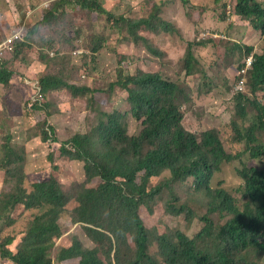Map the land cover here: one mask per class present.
<instances>
[{"label":"trees","instance_id":"obj_1","mask_svg":"<svg viewBox=\"0 0 264 264\" xmlns=\"http://www.w3.org/2000/svg\"><path fill=\"white\" fill-rule=\"evenodd\" d=\"M149 1L150 16L134 20L110 12L100 0H36L32 11L37 23L30 24L33 14L28 13L0 38L5 42L23 29L22 39L0 64L5 93L0 97V264L73 259L77 264H264V0H212L223 17H239L253 34L263 36L259 49L235 46L234 86L246 60L252 56L253 63L246 88L239 90L237 85L233 94L235 114L222 128L190 129L185 109L192 105L190 93L161 72L120 74L109 92L121 89L125 99L112 111L104 109L96 98L103 92L97 83L73 78L78 69L72 58L75 62L81 57L73 53L83 40L70 38L66 29L55 37L45 34L74 8L105 17L109 28L120 32L133 49L163 57L165 51L153 41L177 29L162 16L170 2ZM104 42L99 34L92 36L94 56L104 49ZM119 56L121 63L125 57ZM36 60L40 65L32 76L15 69L17 62L30 65ZM183 61L186 76L206 80V70L191 48ZM227 78L230 85L222 84L228 93L233 85L231 76ZM63 93L83 102L84 108L77 103L64 108ZM51 98H58V105ZM25 102L30 114L23 108ZM6 114L19 118V125ZM130 119L140 124L137 134L129 133ZM37 138L40 144L28 146ZM245 156L250 159L242 162ZM237 162L238 185L215 187L218 174ZM66 163L74 180L71 193L60 178ZM168 217L183 218L185 229L177 228L179 223L171 227ZM64 219L80 224L93 246L74 236L53 258L64 234ZM195 222L200 230L190 236Z\"/></svg>","mask_w":264,"mask_h":264},{"label":"rangeland","instance_id":"obj_2","mask_svg":"<svg viewBox=\"0 0 264 264\" xmlns=\"http://www.w3.org/2000/svg\"><path fill=\"white\" fill-rule=\"evenodd\" d=\"M6 1L8 4L0 0V12L2 14V17H0V38L9 34L21 19L26 18L25 16L28 13L32 15V5L36 2V0ZM43 1L53 2L54 0ZM71 1L75 2L77 0ZM154 1L166 3L167 0ZM168 1L170 3L164 8L162 16L170 23H173L177 30L174 34L163 35L153 41L157 48L165 51L163 57L148 56L149 53H145L141 48L133 49L130 42L122 41L120 32L109 28L105 17L92 15L87 11L74 8L69 11L60 25L53 29L45 30V34L48 37H55L57 32L66 29L70 38L74 37L76 40H83L84 43L79 49L82 51L81 57L75 62L72 58V63L77 65L78 69L74 73L73 78L85 84L97 83L96 87L103 90V92L98 93L96 98L104 109L112 111L120 107L125 99L121 89L116 88L112 95L109 92V85L115 82L120 74H135L138 70L161 72L166 78L180 83L186 92L190 93L192 105L191 107L185 106V109H187L186 124L190 129L199 131L210 125L222 128L223 125L230 122L231 116L235 114L233 94L236 92L238 85H233L235 77L238 75V64L237 62L233 64L235 59L233 53H238V49H235V46L241 47L245 45L250 48L259 49L262 47L263 36L253 34L248 24L239 17L233 18L231 15H229V19L223 17L220 10L216 11L214 9L212 0ZM100 2L110 12L116 15H124L134 20L148 18L151 13V2L149 0H100ZM230 10L231 7L229 6L227 12L229 13ZM32 16L30 17L31 25L36 24L38 21L36 13ZM224 18H226V22L223 21ZM79 32L81 36L78 37L77 34ZM94 34H99L105 39L104 49H101L96 56H94L91 49L92 36ZM211 40L218 42V46L214 45ZM208 41L211 42L209 45L200 46L203 42L206 43ZM189 48L193 50L196 59L203 64L206 70V80H195L193 77L186 76L183 70V58ZM62 49L67 50L64 46H62ZM32 55L36 58L37 53H33ZM119 55L125 57V60L121 63L119 62ZM39 65L40 62L38 60L30 65L17 62L15 69L28 77L33 75V68ZM80 70H84L87 75L84 71L80 72ZM24 76L20 77L25 78ZM230 76L233 86L232 90L227 93L222 83L225 82L227 86L230 85L227 80V77ZM207 80L210 82H207ZM10 92H12V89L9 92L7 91V93ZM63 96L65 98V100H62L64 108L68 104L74 105L75 103H77L79 109L84 108L85 105L82 106L83 102L78 101V99H70L64 93ZM0 97H2L1 90ZM51 100L56 104L59 101L58 98H51ZM23 108L27 111L29 110L27 102L23 103ZM63 111L64 116L68 118V110L63 109ZM28 114H30L29 111ZM42 119H44L43 115ZM63 122L66 121L63 120ZM66 123L68 124V122ZM32 124H34V120L28 126L30 127ZM80 124L83 127V123L81 122ZM7 126L10 127V124H7ZM74 126L75 123L72 124V127ZM25 129L27 132V127ZM139 131L140 124L130 119L129 133L137 134ZM33 150L37 153V156L39 155L44 158L43 152L39 147H34ZM249 159L250 157L245 156L242 162H247ZM64 160L68 162V159L64 158ZM66 165L67 163L63 165L64 169H61L60 178L65 190L71 193L73 192L72 185L74 180L68 175ZM238 165L239 163L237 162L226 166L224 172L218 174L215 180V187L220 183L222 184L221 187L225 189H232V187L238 185L239 180L234 172L235 167ZM77 172L80 173V168L77 169ZM46 176L47 174L43 177ZM72 204L74 205L75 202H72ZM166 222L171 227L179 223L177 228L185 229L183 218L168 217ZM62 224L64 234L61 243L53 251V258H58L61 248L71 244L74 236H79L86 246H93V243L87 238L80 224H73L70 219L62 220ZM199 230L200 227L195 222L188 230V234L193 236ZM56 264H77V260L73 259Z\"/></svg>","mask_w":264,"mask_h":264},{"label":"built area","instance_id":"obj_3","mask_svg":"<svg viewBox=\"0 0 264 264\" xmlns=\"http://www.w3.org/2000/svg\"><path fill=\"white\" fill-rule=\"evenodd\" d=\"M22 37H23V29H20L18 30V32H14V35L12 38H10L9 40L5 42L0 43V64H1V61L5 58L7 53L14 51L15 49L14 42L22 39ZM73 54L74 55L82 54V51L77 50ZM252 63H253V57L251 56L246 60V66L240 72V74L242 75V78L239 81L237 89L243 90L244 88H246L247 72L251 69Z\"/></svg>","mask_w":264,"mask_h":264},{"label":"crops","instance_id":"obj_4","mask_svg":"<svg viewBox=\"0 0 264 264\" xmlns=\"http://www.w3.org/2000/svg\"><path fill=\"white\" fill-rule=\"evenodd\" d=\"M0 90H1V92H2V97L3 96H5V93H4V90H3V88L0 86ZM21 92L22 93H25L26 91H25V89H21ZM27 93H28V91H27ZM5 104H7L6 102H5ZM4 105V104H3ZM2 109H0V111H1ZM6 118L8 119V120H13L12 121V124L14 125V126H18L19 125V123H20V120H19V118H17V117H15V116H11V115H9V114H6ZM40 144V141H39V139L37 138V139H34L32 142H29V144H28V146H30V147H33V145H35V144ZM47 143H51L52 145H54L56 148H58V146H59V144H57V143H55V142H52V141H50V142H47Z\"/></svg>","mask_w":264,"mask_h":264}]
</instances>
